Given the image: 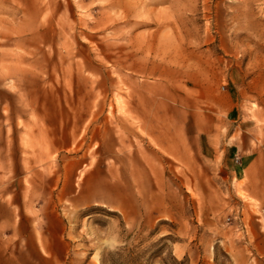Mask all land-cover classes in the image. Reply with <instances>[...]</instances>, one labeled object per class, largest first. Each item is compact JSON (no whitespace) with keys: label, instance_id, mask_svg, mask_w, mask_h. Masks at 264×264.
Returning <instances> with one entry per match:
<instances>
[{"label":"rangeland","instance_id":"374dc122","mask_svg":"<svg viewBox=\"0 0 264 264\" xmlns=\"http://www.w3.org/2000/svg\"><path fill=\"white\" fill-rule=\"evenodd\" d=\"M0 264H264V0H0Z\"/></svg>","mask_w":264,"mask_h":264},{"label":"crops","instance_id":"0c3cea01","mask_svg":"<svg viewBox=\"0 0 264 264\" xmlns=\"http://www.w3.org/2000/svg\"><path fill=\"white\" fill-rule=\"evenodd\" d=\"M174 148H176V147H175V146H172V145L169 146V147H168V152H167V154H168V155H171V156H174L175 153H176V151H177V150L175 151ZM173 151H174V152H173ZM176 155H177V154H176ZM237 158H238V156L234 157L235 160H236ZM230 165H231V164H230ZM150 166H151V165H150ZM233 166H235V165H233ZM234 168H235V171L238 169L237 166H235ZM233 170H234V169H233ZM233 170H232V171H233ZM153 174H154V173H153ZM154 176H156V173L154 174Z\"/></svg>","mask_w":264,"mask_h":264}]
</instances>
